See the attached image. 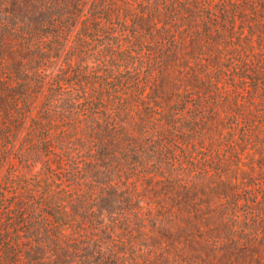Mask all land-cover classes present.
<instances>
[{"label": "trees", "instance_id": "obj_1", "mask_svg": "<svg viewBox=\"0 0 264 264\" xmlns=\"http://www.w3.org/2000/svg\"><path fill=\"white\" fill-rule=\"evenodd\" d=\"M236 31L264 48V0H0V264H264L252 99L216 149Z\"/></svg>", "mask_w": 264, "mask_h": 264}, {"label": "rangeland", "instance_id": "obj_2", "mask_svg": "<svg viewBox=\"0 0 264 264\" xmlns=\"http://www.w3.org/2000/svg\"><path fill=\"white\" fill-rule=\"evenodd\" d=\"M250 10L252 7H248ZM251 19H254V17H251ZM236 27L239 29L240 27H246L247 24H243L240 22V20H237L235 23ZM248 36L244 37V35H241L240 32H235L232 34L230 39L224 43H220V59H219V100L216 101V149L218 152H220L223 157H226L227 155H231L234 152L235 145L233 142H230L232 140L231 138H237L240 134L239 132L243 131V128L240 127L243 125L244 120L241 118L236 119V115H234L235 108L234 104L236 102V95L238 97L245 98L246 100L252 99L251 102L253 111L250 112V114L254 113V115L257 117L258 122L263 121V115H264V78L262 81V84L260 85L258 82L257 85V91L251 93L252 88L250 87L249 83L250 80L248 78L246 79H240V70L241 67L250 66L251 68L259 69L260 71L264 72V48L261 49L259 47V39L257 37H254L253 45L251 47H247V50H250L245 56H243L244 60L241 61L236 59L239 53L241 54V50L238 49V44H241L242 42H246ZM264 47V46H263ZM248 76L252 77V74H249ZM245 86V89H243L241 92H237V86ZM254 96V97H253ZM262 96V97H261ZM256 109V110H255ZM190 112V111H189ZM188 112V113H189ZM234 115V117H233ZM256 121V122H257ZM237 122V123H236ZM238 125L237 133L238 134H230L231 137L227 134V132H230V129L236 128V125ZM261 124L258 123V125L255 127L256 130H260L258 126ZM246 127V126H245ZM246 130L250 131L249 127L245 128ZM229 139V140H227ZM232 156V155H231ZM230 156V157H231ZM233 162H229V164L236 163L242 166V164H246L247 166L254 165V163L258 164L260 162V158H258L254 152L250 150H246L243 156L234 159L232 158ZM255 177L259 180L264 178V174H259V169H254ZM247 206L241 205L239 207V215L241 220L245 221L243 224L248 225V223L251 222L252 216L248 219L249 214L247 213L248 210ZM246 210V211H244ZM263 216V214H262Z\"/></svg>", "mask_w": 264, "mask_h": 264}]
</instances>
